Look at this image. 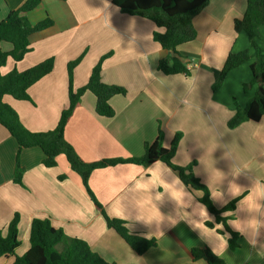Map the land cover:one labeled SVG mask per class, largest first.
<instances>
[{
	"label": "crops",
	"instance_id": "crops-1",
	"mask_svg": "<svg viewBox=\"0 0 264 264\" xmlns=\"http://www.w3.org/2000/svg\"><path fill=\"white\" fill-rule=\"evenodd\" d=\"M27 0H0V22ZM246 10V0H209L193 19L196 38L176 52L188 74L164 75L158 61L173 53L153 41L160 32L151 21L119 11L112 0H40L26 13L31 25L50 19L52 26L29 36L31 51L19 62L8 60L2 75L25 71L48 59L52 71L33 84L29 101L4 96L3 102L18 115L28 131L53 130L68 107V63L83 57L73 70L72 88L84 87L101 57L100 77L107 85L125 89L109 100L112 118L95 113V97L86 91L65 127V140L84 162L127 159L143 154L158 128L163 147L176 134L181 138L172 162H195L194 175L210 192L220 209L235 198L228 227L240 235L238 249L227 244L228 234L199 202L201 193L186 187L176 172L161 161L148 166L118 164L94 170L88 185L106 215L122 220L128 229L157 240L156 247L137 255L112 229L88 196L81 179L63 156L56 166L42 165L38 148L22 149V184H14L16 141L0 126V230L19 214L17 256L29 249L28 233L34 218L49 219L70 238L87 243L92 252L110 264H206L193 261L191 249L208 247L226 264H264V116L229 129L234 103L244 107L254 88L248 64L230 71L213 91L229 53L248 49L244 33H235L233 22ZM264 55V24L256 29ZM9 52V43H0ZM214 224L208 228L205 223ZM15 256L0 259L13 264Z\"/></svg>",
	"mask_w": 264,
	"mask_h": 264
},
{
	"label": "trees",
	"instance_id": "trees-1",
	"mask_svg": "<svg viewBox=\"0 0 264 264\" xmlns=\"http://www.w3.org/2000/svg\"><path fill=\"white\" fill-rule=\"evenodd\" d=\"M67 1V0H60ZM40 0H27L21 7L10 11L0 22V43H9L12 50H0V69L10 59L13 62L21 61L31 51L29 36L35 32L43 31L52 26L50 19H44L31 25L26 13L33 10ZM209 0H112V4L120 12L130 16H139L151 21L161 32H153L152 39L162 50L169 51L176 56L167 55L158 61L157 70L164 75L185 74L189 75L186 67L180 61L176 49L196 38L193 19L208 5ZM264 24V0H246V10L240 19L233 22L235 33H244L247 36L249 47L246 50L229 53L221 71L215 76L212 90H218L226 75L244 64H248L251 80L243 84L245 93L254 88L253 97L244 107L234 103L233 116L227 123L229 129H235L245 122H258L264 116V55L258 45L256 29ZM83 54L76 60L68 63V107L60 114L56 127L51 131L33 133L26 130L20 123L16 112L2 100L10 96L15 100L29 101V88L52 71L53 60L48 59L25 71L13 70L6 75L0 73V126L16 141L18 150L15 159L13 183L21 185L23 169L20 166V152L22 149L38 147L44 154L42 165L51 169L56 166V158L63 156L70 169L78 175L82 184L100 211L109 229L118 236L137 255H143L149 249L156 247L157 240L147 239L132 233L122 220L110 218L94 197L88 185L91 173L97 169L115 166L118 164H135L148 166L156 161H161L177 173L180 181L189 189L201 193L199 202L214 216L215 222L221 224L223 231L217 230L221 235L227 233V244L230 250L238 249L240 235L233 232L227 222L232 219L236 203L240 198H235L223 208H216L211 200L208 188L194 175L195 162L187 166H177L172 162L176 153L181 135H175L169 148H164L163 132L158 128L157 137L152 143H145L143 154L139 157L127 159H104L97 162H84L76 154L72 146L65 140L64 131L73 111L80 104L82 95L88 91L95 97V113L104 118H112L114 111L109 105V100L115 95H125L124 88L107 85L101 81L100 71L102 62L108 57L100 58L93 67L87 84L77 89L72 88L73 70L82 59ZM19 214H15L8 222L5 233L0 230V259L9 255L15 256L13 264H110L91 251L86 242L70 238L61 229L52 226L49 219L34 218L30 222L28 242L29 249L21 256L15 251L20 245L18 240ZM208 228L214 224L205 223ZM193 261H204L206 264H226L223 259L215 255L208 247L191 249Z\"/></svg>",
	"mask_w": 264,
	"mask_h": 264
},
{
	"label": "clouds",
	"instance_id": "clouds-1",
	"mask_svg": "<svg viewBox=\"0 0 264 264\" xmlns=\"http://www.w3.org/2000/svg\"><path fill=\"white\" fill-rule=\"evenodd\" d=\"M163 31H164L163 29L160 30L161 33H163Z\"/></svg>",
	"mask_w": 264,
	"mask_h": 264
}]
</instances>
